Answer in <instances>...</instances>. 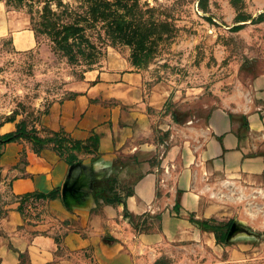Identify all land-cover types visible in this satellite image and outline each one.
<instances>
[{
    "label": "crops",
    "instance_id": "obj_1",
    "mask_svg": "<svg viewBox=\"0 0 264 264\" xmlns=\"http://www.w3.org/2000/svg\"><path fill=\"white\" fill-rule=\"evenodd\" d=\"M3 39L16 53L40 46L30 14L0 0ZM262 90L259 98L234 104L191 100L184 107L168 82L110 51L31 121L2 118L0 136L24 124L41 138L61 132L66 147H78L3 142L0 264H253L264 258ZM33 193L47 197L22 198ZM236 205L243 207L238 217ZM228 220L225 245L202 224Z\"/></svg>",
    "mask_w": 264,
    "mask_h": 264
},
{
    "label": "rangeland",
    "instance_id": "obj_2",
    "mask_svg": "<svg viewBox=\"0 0 264 264\" xmlns=\"http://www.w3.org/2000/svg\"><path fill=\"white\" fill-rule=\"evenodd\" d=\"M4 1L30 11L40 46L16 53L0 40V120L20 115L31 121L110 51L149 78L168 82L184 107L191 100L234 104L263 91L264 0H50L58 14L50 17L53 26L76 28L64 49L46 33L44 0ZM211 227L218 236L225 230L222 223ZM252 262L264 264V258Z\"/></svg>",
    "mask_w": 264,
    "mask_h": 264
},
{
    "label": "trees",
    "instance_id": "obj_3",
    "mask_svg": "<svg viewBox=\"0 0 264 264\" xmlns=\"http://www.w3.org/2000/svg\"><path fill=\"white\" fill-rule=\"evenodd\" d=\"M16 1H20V0H16ZM45 4L44 7L42 9V18L44 19V27L46 28L47 32L51 34L54 39L56 40V44H59L58 46L61 49H64L66 46V40L68 38V36L70 34L74 33V30L76 29L74 26L72 25H64L61 24L60 29H56V27L53 26V24L51 23L52 21L50 20L51 16H57L58 14H56L54 11H52V9H50L49 7V2L50 0H44ZM93 3H96L97 0H91ZM30 13V11H29ZM30 19H31V23H32V17L30 15ZM32 28L33 25H32ZM35 33V30H34ZM26 139L29 140L33 143V145L36 148H39L40 146H42V144L46 143V142H51L54 146H56V148L58 150L60 149H75L78 147L77 143H70V147H66V144L69 143L68 138L65 136V134L63 133H53L52 135H50L47 138H41L37 135L36 130L32 127V128H26V126L24 124H20L16 127V129L13 132L4 134L2 136H0V140L1 142H8V141H13V140H17V139ZM67 159L70 161L72 159H74V156L72 153H69L67 156ZM55 193V191L50 192L47 196H53ZM46 195H39V194H26L24 195L22 198L23 199H28L31 197H36V198H44L47 197ZM232 220H228L225 224V230L224 232L218 236L216 234V238L218 240V242H224L225 236L227 234V231L231 225ZM202 224L204 225V227L208 230H212L213 227H211V225H207L208 223L203 221ZM213 231V230H212ZM215 231V230H214ZM216 232V231H215Z\"/></svg>",
    "mask_w": 264,
    "mask_h": 264
},
{
    "label": "water",
    "instance_id": "obj_4",
    "mask_svg": "<svg viewBox=\"0 0 264 264\" xmlns=\"http://www.w3.org/2000/svg\"><path fill=\"white\" fill-rule=\"evenodd\" d=\"M231 228H232V226L230 227V229H229L228 233L230 232V230H232Z\"/></svg>",
    "mask_w": 264,
    "mask_h": 264
}]
</instances>
